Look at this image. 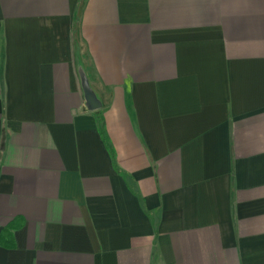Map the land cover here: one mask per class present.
Returning <instances> with one entry per match:
<instances>
[{"label":"crops","instance_id":"0c3cea01","mask_svg":"<svg viewBox=\"0 0 264 264\" xmlns=\"http://www.w3.org/2000/svg\"><path fill=\"white\" fill-rule=\"evenodd\" d=\"M0 264H264V0H0Z\"/></svg>","mask_w":264,"mask_h":264}]
</instances>
